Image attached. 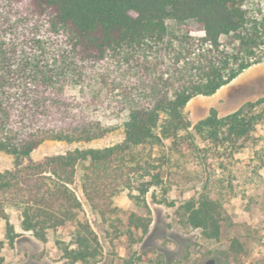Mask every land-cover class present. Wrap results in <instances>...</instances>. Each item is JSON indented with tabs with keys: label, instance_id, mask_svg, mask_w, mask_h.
Masks as SVG:
<instances>
[{
	"label": "trees",
	"instance_id": "trees-1",
	"mask_svg": "<svg viewBox=\"0 0 264 264\" xmlns=\"http://www.w3.org/2000/svg\"><path fill=\"white\" fill-rule=\"evenodd\" d=\"M245 2L0 0V152L16 158L13 169L0 172V222L10 244L18 235L7 208H21V230L40 241L74 225L75 247L63 248L67 264H94L101 245L81 219L83 204L72 188L80 163L88 162L80 187L89 210L108 223L118 211L116 195L127 191L144 202L161 183L158 166L145 156L153 143L172 140L178 147L189 139L185 149L200 152L197 136L208 145L201 165L212 169L213 161L255 144L264 97L223 117L211 109L194 125L184 114L192 98L213 96L264 62V17L249 15ZM168 20L176 32L168 31ZM189 24L203 35L193 36ZM222 36L234 40L235 51L223 46ZM122 117L119 144L20 163L46 141L103 138L113 129L107 121ZM182 209L191 228L221 242L228 215L219 201L203 192ZM130 223L146 234L150 220L132 215ZM226 248L243 251L235 238Z\"/></svg>",
	"mask_w": 264,
	"mask_h": 264
},
{
	"label": "rangeland",
	"instance_id": "rangeland-1",
	"mask_svg": "<svg viewBox=\"0 0 264 264\" xmlns=\"http://www.w3.org/2000/svg\"><path fill=\"white\" fill-rule=\"evenodd\" d=\"M244 8L251 16L264 17V0H246ZM166 24L170 33L176 32L174 21L168 20ZM189 28L195 30L191 33L193 36L203 35L193 24ZM220 40L229 51H235L233 39L222 36ZM262 97L264 62L241 73L215 95L192 98L184 114L194 125L207 117L211 109L223 117L244 103ZM256 111L264 113V105ZM124 123V117L107 121L113 129L103 138L89 142L46 141L20 163L26 165L47 156L119 144L125 138ZM194 138L200 152L190 147L185 149L190 146L189 139L178 147L172 145V140L150 145L145 156L158 166L161 183L150 188L144 202L131 200L127 191L116 195L114 205L118 211L108 223L90 212L81 192L80 179L88 162L77 166L72 188L83 204L81 219L90 223L101 245V255L94 264H264V123L257 126L256 142L251 147L235 150L219 162L209 156L208 161L214 162L213 169L201 165L202 151L208 145L197 136ZM15 164L13 155L0 152V172L13 169ZM203 192L219 201L228 215L219 244L204 239L200 230L186 223L182 206ZM21 210L7 208L10 223L18 235L12 244L6 239L4 222H0V264H67L63 248L75 247V226L67 223L60 230L49 232L46 241H40L32 233L21 230ZM132 215L150 220L146 234L131 225ZM233 238L243 246L239 254L227 251V242Z\"/></svg>",
	"mask_w": 264,
	"mask_h": 264
},
{
	"label": "crops",
	"instance_id": "crops-1",
	"mask_svg": "<svg viewBox=\"0 0 264 264\" xmlns=\"http://www.w3.org/2000/svg\"><path fill=\"white\" fill-rule=\"evenodd\" d=\"M257 65H258V64H257ZM254 66H255V65H254ZM254 66H252V67H250V68L246 69L244 72H249V71H251V70H252V68H253ZM220 90H221V89H220ZM218 91H219V90H218ZM218 91H217V92H218ZM217 92H216V93H217ZM214 95H215V94H214ZM248 102H249V101H248Z\"/></svg>",
	"mask_w": 264,
	"mask_h": 264
}]
</instances>
